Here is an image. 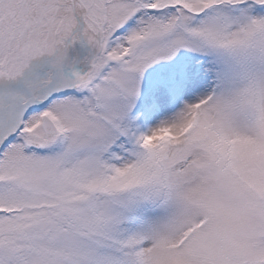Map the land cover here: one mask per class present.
<instances>
[{
	"label": "snow or ice",
	"instance_id": "1",
	"mask_svg": "<svg viewBox=\"0 0 264 264\" xmlns=\"http://www.w3.org/2000/svg\"><path fill=\"white\" fill-rule=\"evenodd\" d=\"M0 264H264V0H0Z\"/></svg>",
	"mask_w": 264,
	"mask_h": 264
}]
</instances>
